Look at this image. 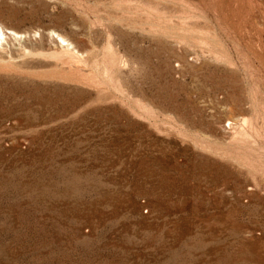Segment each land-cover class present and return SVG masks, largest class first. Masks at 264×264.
<instances>
[{"label":"rangeland","instance_id":"1","mask_svg":"<svg viewBox=\"0 0 264 264\" xmlns=\"http://www.w3.org/2000/svg\"><path fill=\"white\" fill-rule=\"evenodd\" d=\"M1 31L0 264H264V0H0Z\"/></svg>","mask_w":264,"mask_h":264},{"label":"bare ground","instance_id":"2","mask_svg":"<svg viewBox=\"0 0 264 264\" xmlns=\"http://www.w3.org/2000/svg\"><path fill=\"white\" fill-rule=\"evenodd\" d=\"M11 33H12V34H15V33H13V32H11ZM5 35H6V33H4L3 31H1V34H0V40H1V39H4V38H5ZM8 35H10V34L8 33ZM57 38H58V40L60 41V43H65V45H67V46L69 45L63 37L57 35Z\"/></svg>","mask_w":264,"mask_h":264}]
</instances>
